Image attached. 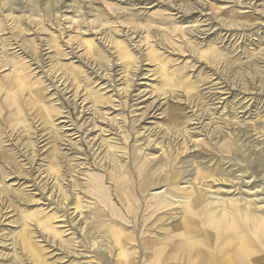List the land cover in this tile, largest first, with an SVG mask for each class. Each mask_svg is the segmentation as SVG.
Instances as JSON below:
<instances>
[{
    "label": "rangeland",
    "instance_id": "obj_1",
    "mask_svg": "<svg viewBox=\"0 0 264 264\" xmlns=\"http://www.w3.org/2000/svg\"><path fill=\"white\" fill-rule=\"evenodd\" d=\"M244 244L264 264V0H0V264Z\"/></svg>",
    "mask_w": 264,
    "mask_h": 264
},
{
    "label": "bare ground",
    "instance_id": "obj_2",
    "mask_svg": "<svg viewBox=\"0 0 264 264\" xmlns=\"http://www.w3.org/2000/svg\"><path fill=\"white\" fill-rule=\"evenodd\" d=\"M175 124H177V123H175ZM217 229H219V225L216 224V229L215 230L218 232ZM233 230L234 229L233 228H230V227L228 229H223V230L220 229V231H221L222 234H226V233L227 234H230V231L232 233ZM262 230H263V225H262L261 222H259L256 226H254L255 233H253V234H256L257 232H261ZM117 235H118V233H116V235H115L116 236V239H117ZM240 240H242V241L244 240V235H242L240 237ZM119 243L120 242H116V244H119ZM245 244H247V243H245ZM245 244L243 245V248H242L243 249V252L241 254L239 253V255L237 256V260H236L237 263L238 264H257V262L260 260V259L258 260L259 257L257 259H252V257H251V252L252 251H251V249L247 248L245 246ZM124 257L126 258V256H124ZM237 263L235 261L231 260L230 258H227V260H225V258L222 259V257L221 258L218 257V258L214 259V264H237ZM261 263H262V261H261ZM196 264H198V263L196 262Z\"/></svg>",
    "mask_w": 264,
    "mask_h": 264
}]
</instances>
